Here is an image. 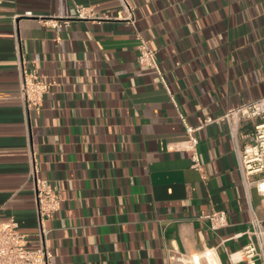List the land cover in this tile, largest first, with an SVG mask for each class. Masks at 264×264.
Wrapping results in <instances>:
<instances>
[{
  "label": "crops",
  "instance_id": "crops-1",
  "mask_svg": "<svg viewBox=\"0 0 264 264\" xmlns=\"http://www.w3.org/2000/svg\"><path fill=\"white\" fill-rule=\"evenodd\" d=\"M128 1L136 29L117 0H0V220L39 246L31 141L40 178L61 197L47 222L52 264H174L209 250L245 264L235 253L252 214L264 220L261 197L243 186L224 122L195 133L203 171L191 168L178 112L197 128L264 96V0ZM77 6L90 17L74 18ZM15 25L27 69L50 87L30 113V139ZM137 33L168 89L138 65ZM215 211L226 228L203 218Z\"/></svg>",
  "mask_w": 264,
  "mask_h": 264
},
{
  "label": "built area",
  "instance_id": "built-area-1",
  "mask_svg": "<svg viewBox=\"0 0 264 264\" xmlns=\"http://www.w3.org/2000/svg\"><path fill=\"white\" fill-rule=\"evenodd\" d=\"M120 10L117 13L118 18L131 24L136 29V13L128 0H117ZM26 17H31V13H26ZM90 15L82 6L76 7L74 18L87 19ZM63 19H49L46 24L51 27L61 25ZM15 48L18 63V75L20 82V91L23 101V110L25 115V124L30 139V113L33 110H39L43 105L45 94L49 91V85L41 82L35 72L27 69L20 50V40L17 32V26L14 27ZM138 57L137 62L140 67L154 70L159 80L167 87V82L163 72L159 67L156 52L152 50L148 43L137 33ZM172 101L178 109L175 101ZM179 113V119L184 125L187 134V141L184 142V150L192 153L191 168L202 172L203 166L198 157L197 149L199 141L195 133L205 126L216 122L226 123L232 140L234 151L238 159V169L241 174L242 183L246 191L255 189L260 195L262 205L264 206V96L246 103L236 109L228 111L220 119H206L200 122L197 128L190 126L186 117ZM244 126H252L251 133H242ZM246 140V144L241 146L240 141ZM29 149V178L33 184L35 205L37 211V234L39 246L35 249L28 247V241L25 235L20 231V225L14 220H0V264H52V254L47 245V222L52 216L60 210L61 197L47 181L39 176V166L36 154L31 145ZM209 222L213 231L224 229L228 226L227 214L222 211H215L203 217ZM251 230L246 234L249 238L248 243L242 251L235 253L240 255L239 262L245 264H264V220L259 219L254 213L250 219ZM184 257L174 258V264H182Z\"/></svg>",
  "mask_w": 264,
  "mask_h": 264
},
{
  "label": "bare ground",
  "instance_id": "bare-ground-1",
  "mask_svg": "<svg viewBox=\"0 0 264 264\" xmlns=\"http://www.w3.org/2000/svg\"><path fill=\"white\" fill-rule=\"evenodd\" d=\"M239 256H236V258H238ZM186 259L183 260L182 264H186ZM203 260H205L207 262V264H220L217 255L212 252V251H207L205 254L203 255H199V254H194L192 256V258L190 259V263L191 264H203ZM189 262V261H188Z\"/></svg>",
  "mask_w": 264,
  "mask_h": 264
},
{
  "label": "rangeland",
  "instance_id": "rangeland-1",
  "mask_svg": "<svg viewBox=\"0 0 264 264\" xmlns=\"http://www.w3.org/2000/svg\"><path fill=\"white\" fill-rule=\"evenodd\" d=\"M187 260H188V258H187ZM189 260H190V259H189ZM189 260H188V261H189ZM188 261L186 262V264H191V263L188 262ZM203 261H204L203 264H205V263L207 264V262H206L205 260H203Z\"/></svg>",
  "mask_w": 264,
  "mask_h": 264
}]
</instances>
